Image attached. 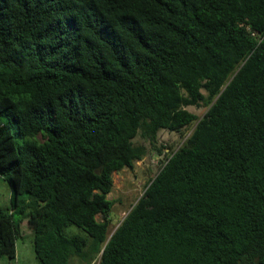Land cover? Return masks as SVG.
<instances>
[{
	"label": "trees",
	"instance_id": "trees-1",
	"mask_svg": "<svg viewBox=\"0 0 264 264\" xmlns=\"http://www.w3.org/2000/svg\"><path fill=\"white\" fill-rule=\"evenodd\" d=\"M193 124L109 233L134 138ZM0 180L7 264L23 220L38 264H264V0H0Z\"/></svg>",
	"mask_w": 264,
	"mask_h": 264
},
{
	"label": "rangeland",
	"instance_id": "rangeland-1",
	"mask_svg": "<svg viewBox=\"0 0 264 264\" xmlns=\"http://www.w3.org/2000/svg\"><path fill=\"white\" fill-rule=\"evenodd\" d=\"M187 109L197 116L201 117L207 110L204 105L188 106ZM193 125L186 126L180 132L160 130L157 136L156 146L161 150L157 152L152 149L149 142L140 134L134 138L135 144L144 145L148 151L142 160L134 161L133 167H124L119 171L112 173V189L108 194V199L113 200L114 204L110 212V225L108 232L111 233L126 216L131 206L142 195L146 184L158 172L161 166V160L173 149H177L185 139L190 135ZM9 204V188L0 180V205L5 207ZM16 219L18 216L15 217ZM99 220L100 216L97 217ZM74 228L69 226V230ZM22 237L17 240V255L15 264H38L32 243V235L27 228L26 220L21 222ZM99 258L96 257L88 264H98ZM8 259L3 257L0 264H7ZM69 264H86L78 258H73Z\"/></svg>",
	"mask_w": 264,
	"mask_h": 264
}]
</instances>
